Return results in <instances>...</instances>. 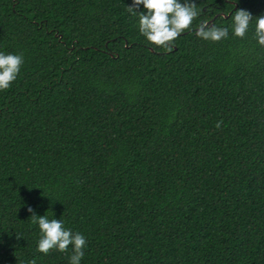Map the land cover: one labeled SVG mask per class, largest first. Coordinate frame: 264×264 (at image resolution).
I'll return each mask as SVG.
<instances>
[{
	"label": "trees",
	"instance_id": "16d2710c",
	"mask_svg": "<svg viewBox=\"0 0 264 264\" xmlns=\"http://www.w3.org/2000/svg\"><path fill=\"white\" fill-rule=\"evenodd\" d=\"M131 2L0 0V52L24 58L0 91V264H69L28 207L85 236L81 264H264V0H195L171 51Z\"/></svg>",
	"mask_w": 264,
	"mask_h": 264
},
{
	"label": "clouds",
	"instance_id": "9594fccd",
	"mask_svg": "<svg viewBox=\"0 0 264 264\" xmlns=\"http://www.w3.org/2000/svg\"><path fill=\"white\" fill-rule=\"evenodd\" d=\"M141 5L143 11H140ZM127 11L138 16L140 34L156 47L171 51L176 40L185 32L193 31L194 21L200 16L195 0H132ZM253 15L244 9H237L232 17V34L240 39L247 36L253 22ZM200 39L220 42L229 36L228 27H217L201 21L195 29ZM253 38L264 47V15L255 17ZM24 63L23 54L0 52V91L8 90L17 79ZM221 122H217L220 127ZM31 222L39 227L40 239L37 251L45 255L51 251L66 253L71 249L69 264H81L87 247L85 236L64 226L62 220L47 215H37L28 207ZM53 213L51 212V217ZM29 264H36L33 259Z\"/></svg>",
	"mask_w": 264,
	"mask_h": 264
},
{
	"label": "water",
	"instance_id": "95a60500",
	"mask_svg": "<svg viewBox=\"0 0 264 264\" xmlns=\"http://www.w3.org/2000/svg\"><path fill=\"white\" fill-rule=\"evenodd\" d=\"M211 25V24H210ZM174 49H175V47H174Z\"/></svg>",
	"mask_w": 264,
	"mask_h": 264
}]
</instances>
